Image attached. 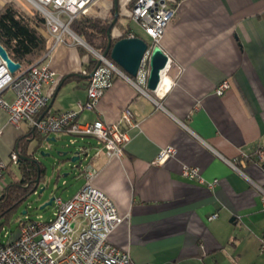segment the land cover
Wrapping results in <instances>:
<instances>
[{"label": "crops", "instance_id": "crops-1", "mask_svg": "<svg viewBox=\"0 0 264 264\" xmlns=\"http://www.w3.org/2000/svg\"><path fill=\"white\" fill-rule=\"evenodd\" d=\"M175 1L176 15L159 44L172 68L158 93H142L118 77L97 110L80 114L81 123L112 124L129 109L135 123L126 128L131 141L122 159L106 151L95 157L98 144L91 139L87 164L97 171L93 186L126 218L111 243L127 250L135 264H240L248 250L261 253L264 235L262 193L255 187L264 191V167L255 156L264 145V0ZM129 3L118 0L122 25ZM7 4L31 13L28 0H0V11ZM114 5L100 0L89 17L105 20ZM50 42L44 63L58 82L45 88L50 102L44 116L87 102L93 57L68 35L65 43ZM224 82L230 87L219 96ZM3 97L13 99L9 91ZM23 125H10L0 108V157L6 164L31 131ZM167 147L175 148V157L157 164ZM184 166L218 184L211 190L183 177ZM82 178L81 188L83 171ZM213 214L218 217L209 221Z\"/></svg>", "mask_w": 264, "mask_h": 264}, {"label": "built area", "instance_id": "built-area-1", "mask_svg": "<svg viewBox=\"0 0 264 264\" xmlns=\"http://www.w3.org/2000/svg\"><path fill=\"white\" fill-rule=\"evenodd\" d=\"M28 1L44 16L47 34L55 45L65 43V36L68 35L73 38L74 43L86 48L99 65L97 64L98 66L89 74L88 99L85 104H80L78 110L44 116L43 110L50 102V96L45 93V88L57 85L56 72L45 64L44 60L15 75L9 71L7 64L0 57V108L8 115L9 124L15 127L27 124L44 139L62 133L91 138L98 144L93 154L95 157L106 151L109 156L122 159L124 150L131 141L126 128L135 125L133 113L125 109L121 119L112 124L100 119L81 123L80 114L84 111L97 110L100 101L113 86L114 79L118 77L126 79L142 93H158L162 82L156 91L148 90L149 58L152 48L159 46L166 27L176 15L177 1L135 0L129 11V18L144 31L151 43L136 78L126 75L112 60L91 49L70 29L74 20L89 15L100 0ZM126 38L136 36L131 32ZM47 56L48 53L44 59H47ZM171 63L169 58L167 73L172 68ZM175 71L179 72L181 69L177 67ZM229 87V83L224 82L218 88L217 94L222 96ZM7 91L12 93V100L3 97ZM91 151V148L85 145L79 149L80 156L84 154L86 158H90ZM175 155V148H164L159 153L156 163L162 165ZM255 156L264 167V145ZM17 161L18 154L14 151L10 155V162ZM6 167L7 164L0 157V183L3 181ZM83 172L86 184L75 195L70 199L62 197L54 199L53 219L48 222L22 221L17 230L10 233L4 231V227L0 228V264H135L127 250L119 249L110 240L113 232L126 221V218L121 217L114 203L93 186L97 172L93 166L86 164ZM182 175L189 180H197L211 190L218 184V181L206 182L196 167L184 166ZM4 187L0 186V194ZM255 187L262 193L264 208V191L256 184ZM217 217L218 214H213L208 220L212 221ZM260 241V251L264 254V235Z\"/></svg>", "mask_w": 264, "mask_h": 264}, {"label": "trees", "instance_id": "trees-1", "mask_svg": "<svg viewBox=\"0 0 264 264\" xmlns=\"http://www.w3.org/2000/svg\"><path fill=\"white\" fill-rule=\"evenodd\" d=\"M134 2L135 0H130L129 11ZM114 14L115 9L111 16L105 20L94 19L88 15L80 16L71 23L70 29L95 51L104 54L108 46L107 32L114 20ZM119 19L112 31L113 44L131 33V30H122ZM115 31L117 34H114ZM135 36L138 37L136 34ZM50 39L51 37L47 34L46 20L35 8L32 7L31 13L27 14L15 4H7L0 11V44L13 61L21 64V69L15 75L27 71L32 65L45 60L44 57L51 48ZM79 48L92 56L84 47L79 45ZM108 58L111 60L110 57ZM97 64L98 61L92 57L88 66L89 70L92 72ZM30 139L41 142L44 138L31 130L27 136L18 140L15 151L19 154L17 166L20 177L17 181L6 185L0 194V220L17 212L26 199L35 193V184L39 176L41 182L45 179L46 166L42 165L39 169L36 162L25 159L32 156V148L29 146ZM2 227L0 225V228Z\"/></svg>", "mask_w": 264, "mask_h": 264}, {"label": "rangeland", "instance_id": "rangeland-1", "mask_svg": "<svg viewBox=\"0 0 264 264\" xmlns=\"http://www.w3.org/2000/svg\"><path fill=\"white\" fill-rule=\"evenodd\" d=\"M114 9L116 12L115 5ZM118 13L120 17L119 6ZM111 14L109 16H111ZM120 25L122 27V30H134L141 38L149 42V38L146 36L143 30L130 18H124V24ZM84 53L86 54V52ZM21 126L25 127V125ZM53 138L55 139V141L52 140ZM89 141H91V138L72 136L67 133L57 135L53 134L41 141L42 143L40 144V153L42 152L44 153V155H50L47 157L41 156L40 153L36 155V158L39 159L40 162L44 164V166H46L45 179L41 182L38 191L36 193L31 194L17 212L12 213L7 218H3L0 220V225L4 227V231H8L9 233L15 232L22 221L31 220L37 222H48L50 219H53V204L51 206H47L44 209L40 208L53 197H62L64 199H67L69 196L73 195L81 188L84 183V180L82 178V171L88 162V158H86V156L82 154L80 160L76 163H65V161L74 157L75 153L79 151L80 147L84 145L87 146V143ZM37 143L38 141L33 139L31 141V148L37 146ZM58 152L70 153L67 156L63 157L59 156ZM61 160L65 161L59 163V161ZM19 174L20 173L17 166V162H9L7 164L6 170L4 172L3 181L0 183V186L4 187L5 185L10 184L11 182L17 181L20 177ZM43 188H45V191L40 194V190ZM25 211L27 212V214L23 215V212ZM260 254L256 255L251 250H248L246 254H244L241 258H238V263L264 264V257H261Z\"/></svg>", "mask_w": 264, "mask_h": 264}, {"label": "water", "instance_id": "water-1", "mask_svg": "<svg viewBox=\"0 0 264 264\" xmlns=\"http://www.w3.org/2000/svg\"><path fill=\"white\" fill-rule=\"evenodd\" d=\"M115 3V8H116V12H115V16H114V20L111 23L108 32H107V36H108V46H107V50L106 52L103 54L104 57H110L111 60L118 66L120 67L124 73L126 75H128L131 78H136L137 74H138V70L140 68V65L143 61V58L146 54V52L149 49V43L148 41H146L143 38H123L118 40L115 44H113V28L115 26V24L118 21L119 18V13H118V0H114ZM78 38L85 43L79 36ZM91 48V47H90ZM92 49V48H91ZM0 57L5 61V63L7 64V67L9 69V71L12 74H15L16 72H18L21 69V64L16 63L15 61H13L9 55L8 52L6 51V49L0 44ZM168 61H169V57L168 55H166L164 53V51L162 50V48L160 46H155L152 48L151 50V55L149 58V70H150V74H149V79H148V90L149 91H156L159 87L160 84L162 82V77L163 74L167 68L168 65ZM99 65V63H98ZM97 65V66H98ZM34 131V130H32ZM51 140V139H48ZM53 141H55V139H52ZM32 141V140H31ZM30 141V143H31ZM40 147V142L37 143V146H35L34 148H32V153L31 157H26L25 159L29 160V161H34L38 164V168L40 169V167L42 165H44L42 162H40L39 159L36 158V155L38 153H40V151H38ZM70 152H58L59 156H67ZM41 156H50L49 154L44 155V153H40ZM81 158L80 156V152H76L75 156L72 157L71 159H67L65 161L66 162H71V163H76L77 161H79ZM62 161H59V163H61ZM41 184L40 181V176L38 177L36 184H35V189L34 192H36L37 188L39 187V185ZM45 191V188L40 190V194H42ZM54 197L51 198L46 204H44L40 209H44L47 206H51L53 204L54 201ZM27 212H23V215H26Z\"/></svg>", "mask_w": 264, "mask_h": 264}, {"label": "flooded vegetation", "instance_id": "flooded-vegetation-1", "mask_svg": "<svg viewBox=\"0 0 264 264\" xmlns=\"http://www.w3.org/2000/svg\"><path fill=\"white\" fill-rule=\"evenodd\" d=\"M35 140H36V139H35ZM41 143H42V142H40V144H41ZM29 146H30V148H31V143H30ZM40 147H41V146H40ZM40 147H39L38 151H40ZM39 186H40V185H39ZM38 189H39V187L37 188L36 192L38 191ZM36 192H35V193H36Z\"/></svg>", "mask_w": 264, "mask_h": 264}, {"label": "bare ground", "instance_id": "bare-ground-1", "mask_svg": "<svg viewBox=\"0 0 264 264\" xmlns=\"http://www.w3.org/2000/svg\"><path fill=\"white\" fill-rule=\"evenodd\" d=\"M165 73V72H164Z\"/></svg>", "mask_w": 264, "mask_h": 264}]
</instances>
